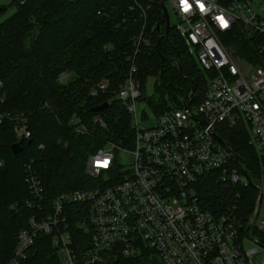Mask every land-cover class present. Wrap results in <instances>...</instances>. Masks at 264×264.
Listing matches in <instances>:
<instances>
[{
	"label": "built area",
	"instance_id": "built-area-1",
	"mask_svg": "<svg viewBox=\"0 0 264 264\" xmlns=\"http://www.w3.org/2000/svg\"><path fill=\"white\" fill-rule=\"evenodd\" d=\"M170 2L178 32L206 79L203 99L194 104L193 90L181 107L160 114L153 127L141 130L136 102L142 89L133 65L115 91L131 117L132 146L106 142L87 155L85 174L97 186L57 195L49 201L48 214L34 161L25 163L23 183L29 198L12 208L20 205L35 213L17 232L6 264H20L35 241L47 236L61 264H109L111 258H132L144 250L162 264H264V18L259 12L264 8L259 0ZM239 30L251 38L254 57L228 47L227 39ZM135 42L137 47L149 44L143 34ZM109 89V81L102 79L89 96L108 94ZM4 98L0 75V127L11 126L16 143L23 146L32 136L28 118L3 109ZM77 121L73 115L68 125ZM93 123L105 126L98 117ZM85 130L83 125L74 128L78 135ZM239 131L248 135L258 166L248 167L238 147L227 141ZM211 175L236 189L234 199L217 211L208 210L201 197L202 184ZM248 188L256 192V200L245 217L242 198ZM72 206L78 207L80 218L74 232L66 215Z\"/></svg>",
	"mask_w": 264,
	"mask_h": 264
},
{
	"label": "trees",
	"instance_id": "trees-1",
	"mask_svg": "<svg viewBox=\"0 0 264 264\" xmlns=\"http://www.w3.org/2000/svg\"><path fill=\"white\" fill-rule=\"evenodd\" d=\"M161 1L166 6L168 0ZM10 5L17 11L0 23L3 109L26 114L32 136L23 143L22 153L14 156L10 149L16 143L14 134L9 125L0 127V158L5 161L0 170V264H6L17 232L27 227V220L35 213L20 205L12 208L29 198L23 183L25 163L34 161L45 188L48 202L44 213L48 214L49 201L57 195L97 186L98 181L85 174L87 155L106 142L132 146L131 117L115 98V91L133 65L141 89L143 80L154 75L156 90L169 96L170 104L163 95L150 103L156 117L181 107L193 90V102L199 103L206 85L184 38L171 27L166 34L165 15L155 0H11ZM28 15L34 18V25L26 21ZM142 34L149 44L137 47L135 41ZM226 43L237 55L255 56L252 40L244 31L239 30ZM70 73H77L78 80L63 86L59 79ZM102 79L110 83L108 94H84V83L91 89ZM104 103L109 105L103 111H90ZM73 115L78 121L68 125ZM95 117L105 124L103 128L93 123ZM79 125L85 127L84 135L74 131ZM227 141L238 147L248 167L259 165L247 145L246 132L239 131ZM41 145L43 150L38 149ZM215 177L206 179L201 190L204 206L213 211L223 209L236 196L235 188L217 183ZM255 200L256 192L246 189L242 198L245 217L252 213ZM77 208L66 210L73 232L80 220ZM108 263L162 264L150 250L132 258H111ZM20 264H61L52 237L37 239Z\"/></svg>",
	"mask_w": 264,
	"mask_h": 264
},
{
	"label": "rangeland",
	"instance_id": "rangeland-1",
	"mask_svg": "<svg viewBox=\"0 0 264 264\" xmlns=\"http://www.w3.org/2000/svg\"><path fill=\"white\" fill-rule=\"evenodd\" d=\"M259 1H260L259 2L260 8H264V0H259ZM10 3H11V0H0V7L6 8V10L4 12L0 13V23H2L4 20L8 19L11 15L15 14V12L17 11L15 6L10 5ZM166 7H167V10L169 12L171 29H173V30L176 29L178 32L180 23H179V20L177 19L176 15L174 13V9H173V6H172L170 0H168V2L166 3ZM259 12H260L261 16L264 18V10L260 9ZM26 21L28 22V24H31V25H34V23H35L34 18L30 15H28V18L26 19ZM190 53L193 56H195L191 50H190ZM63 76H65V75H63ZM78 77L79 76L77 75V73H70L68 75L66 74V76L62 79L63 81L61 83L63 86H67L69 82H73L74 80H78ZM156 82H157L156 76H154V75L147 76L143 80V88L141 90L142 97L136 102V118L138 121V127L141 130L151 128L155 124L156 115H155L154 109H152L150 103L152 101L158 102L161 95H163L162 93H160L156 90V87H155ZM85 84L86 83H84L81 88H84V94L87 95L88 91H90L89 89L91 86L88 87V85L85 86ZM76 90L78 91V89H76ZM84 99H85V97H84ZM162 99H165V101L168 104H170V99H169V96L167 93H165L162 96ZM26 117H27V115H26ZM93 127H95V126H93ZM9 128L11 129V126H9ZM2 161H3L4 166H5L4 159H2ZM253 182L258 183V180L253 179ZM261 214H262L261 223H264V204H263ZM247 246H251V245L247 244Z\"/></svg>",
	"mask_w": 264,
	"mask_h": 264
},
{
	"label": "water",
	"instance_id": "water-1",
	"mask_svg": "<svg viewBox=\"0 0 264 264\" xmlns=\"http://www.w3.org/2000/svg\"><path fill=\"white\" fill-rule=\"evenodd\" d=\"M162 8V11L165 15V19H166V34L169 33L170 31V27H171V23H170V17H169V12L167 10V7L165 6V4L161 1V0H155ZM4 10V8L0 7V13H2ZM109 104L107 103H104L100 106H97L95 108H92L90 111L92 113H98V112H101L103 111L104 109H106L108 107ZM219 141H221L220 138H217ZM11 151L13 153L14 156H18L21 154V152L23 151L24 147L22 146V141L18 142V143H15L13 145H11Z\"/></svg>",
	"mask_w": 264,
	"mask_h": 264
},
{
	"label": "snow or ice",
	"instance_id": "snow-or-ice-1",
	"mask_svg": "<svg viewBox=\"0 0 264 264\" xmlns=\"http://www.w3.org/2000/svg\"><path fill=\"white\" fill-rule=\"evenodd\" d=\"M226 26V25H225ZM105 166H107L106 164H105Z\"/></svg>",
	"mask_w": 264,
	"mask_h": 264
}]
</instances>
